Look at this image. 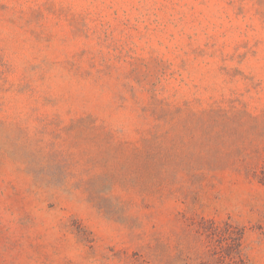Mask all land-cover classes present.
Here are the masks:
<instances>
[{"label":"rangeland","instance_id":"374dc122","mask_svg":"<svg viewBox=\"0 0 264 264\" xmlns=\"http://www.w3.org/2000/svg\"><path fill=\"white\" fill-rule=\"evenodd\" d=\"M0 264H264V0H0Z\"/></svg>","mask_w":264,"mask_h":264}]
</instances>
